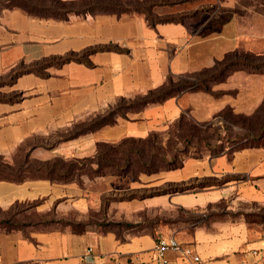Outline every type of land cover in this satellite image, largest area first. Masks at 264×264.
I'll return each instance as SVG.
<instances>
[{"label":"crops","instance_id":"obj_1","mask_svg":"<svg viewBox=\"0 0 264 264\" xmlns=\"http://www.w3.org/2000/svg\"><path fill=\"white\" fill-rule=\"evenodd\" d=\"M58 1L71 4L64 19L18 7L0 11V78L33 69L0 89L17 94L0 101V160L9 165L20 154L36 162L92 158L100 143L167 137L181 116L205 123L226 107L251 115L264 98V81L252 86L255 74L235 71L210 91L185 90L66 140L119 100L211 68L221 59L210 41L248 31L257 17L237 14L239 0ZM217 49L218 58L238 50ZM68 56L77 60L62 61ZM243 97L249 107L238 106ZM209 148L216 147L187 155L176 169L136 178L0 179V264H154L161 236L190 247L199 264H264V220L254 210L264 206V145L223 147L218 154ZM205 181L213 185L114 199ZM71 223L88 226L77 232ZM166 259L191 264L172 252Z\"/></svg>","mask_w":264,"mask_h":264},{"label":"trees","instance_id":"obj_2","mask_svg":"<svg viewBox=\"0 0 264 264\" xmlns=\"http://www.w3.org/2000/svg\"><path fill=\"white\" fill-rule=\"evenodd\" d=\"M45 1V0H43ZM68 5L70 3H63L59 2L58 0H50L49 7H43L40 9H36L37 7L33 4L28 3L27 5L18 6L21 10H23L28 15L33 16H40V17H54V18H61L64 19L66 17V13L72 11ZM17 7V5L6 8ZM59 10H64L60 12ZM169 21L174 19H167ZM238 52H231L227 53L226 56L221 61L215 62L214 66L210 69H206L197 75L201 77L204 74L212 73L213 77H201L199 81L198 78L193 80V82L181 81L182 78H179L177 81H173L170 78L167 80L165 85L159 87L156 90L148 92L146 95L142 97H138L135 99L136 101H127L128 104L126 109H123L122 105H116L115 107L111 108L109 112L104 115L100 116L97 119L93 120L90 124L84 125L82 128L74 129L71 131L67 136L64 138L66 140L73 139L76 136L83 134L86 131L99 128L100 126L111 124L114 122V118L116 116H121L127 111L137 110L143 108L149 104L154 103H161L168 98L175 97L179 95L181 92L185 90L191 89H200L203 91H208L209 88L205 86V83H210L215 81L214 78L222 77L224 74L229 75L232 72L237 70L245 69V66H249L245 62L234 61L233 59H228L229 56H238ZM68 60H77L74 56H68L62 61ZM51 63V62H50ZM46 63V64H50ZM250 65L249 67H251ZM261 66H256V68H260ZM246 70V69H245ZM32 68L24 69L23 71L18 70L17 72L13 73L11 76L15 78L16 76L26 73L32 72ZM193 77L189 76L188 78ZM11 78V79H12ZM203 85V86H202ZM126 100H119V102H124ZM121 109V112H120ZM239 117V116H238ZM217 118L221 119V115H217ZM199 124L186 119L184 116H181L177 122L173 124L171 129L168 132V136L181 139V143L183 144L180 149H177L175 145L169 144L168 151H176L178 153H185L186 150L194 146L195 143L193 142V134L199 128ZM158 135L151 134L143 139H125L118 144H103L100 143L96 147L95 155L92 158H84V159H69V160H62V159H53L47 162H38L41 165V168L36 169L40 174L36 177L27 176L26 178H40V179H47L52 182L56 183H68L73 181H79L80 175L83 174H91L88 177H99V176H106V175H116V176H129L134 175L133 168L138 169V174H146L151 175L160 171H167L172 170L180 167L181 163L175 162V156L172 155L169 161L165 160L163 154L159 153V149L155 148L153 145L152 139H157ZM131 143V144H130ZM134 143H138L143 145V147H130ZM196 144H200V141L196 142ZM209 146V145H208ZM222 151L220 149L218 152H214L213 154H218ZM163 160L165 165L163 167L156 168L155 164L157 160ZM59 162L62 165H58ZM28 171V169H25ZM41 172H43L41 174ZM137 175V176H138ZM80 176V177H79ZM79 177V178H78ZM21 179H5L14 182H20ZM213 185L212 182H199V183H190V184H179V185H167L165 188L158 189L156 191L150 192L149 194L144 195H137L131 194L128 196H123L120 198L123 199H132V198H144L148 196H155L161 194H173V193H182L193 188H203L206 186ZM117 200V199H115ZM88 226V225H87ZM87 226L80 227L79 230H75L77 232L83 231Z\"/></svg>","mask_w":264,"mask_h":264},{"label":"rangeland","instance_id":"obj_3","mask_svg":"<svg viewBox=\"0 0 264 264\" xmlns=\"http://www.w3.org/2000/svg\"><path fill=\"white\" fill-rule=\"evenodd\" d=\"M28 3L35 5L38 9L43 8L45 6L50 5V3H46L43 0H0V11L5 7H11L14 5L22 6L27 5ZM239 7L235 8V12L239 15H241L243 18H247L249 16L255 15L257 19H254L253 27L249 29L248 31L243 30L239 32V34H227L226 40L220 39L215 42H212L214 40H211L210 46L212 45L213 49V55L216 59H223L222 54H220L221 57L218 58L219 53L223 51H219L216 53V50H218V47L226 46L225 50L230 49H238L234 52H238V56H229L228 59H233L234 61H242L248 64L251 67L245 66L243 70H237V71H243V75L251 74L256 75L257 77H252V86H261L264 81V0H239ZM227 17L228 14H226ZM233 14L232 16H234ZM225 16V15H224ZM223 16V17H224ZM212 51V50H211ZM211 54V53H210ZM226 56V55H225ZM220 60V61H221ZM217 62V61H216ZM214 66V65H213ZM212 66V67H213ZM256 66H261L260 68H256ZM211 67V68H212ZM25 68L20 69L23 71ZM210 69V68H209ZM234 72L230 73L229 75L224 74L222 77L214 78L215 81L205 83L204 85L209 88L208 91H210L212 84L218 83V82H227L229 79V76L233 75ZM193 74V75H187L185 78H182L181 81H187L193 82V80L200 81L201 77H213L212 73H207L202 75L201 77H198L199 75ZM242 75V76H243ZM189 76H193L188 78ZM11 77L7 78H0V89L5 85L9 84ZM198 78V80H197ZM243 79V78H236ZM203 86V85H202ZM200 89H191L190 91H196ZM233 91V90H231ZM251 92H254L250 90ZM17 98L16 93H4L0 92V101H13ZM245 97L242 98V104L238 105L239 107H249L250 105L244 102ZM136 100H132L134 102ZM254 102H258V100H253ZM128 102H119L115 104L122 105L123 109H126ZM257 105V104H255ZM114 106V107H115ZM121 112V109H120ZM122 113V112H121ZM217 115H221V119L217 118ZM213 119H211L208 122L205 123H198L199 128L195 133L193 134V142L195 143L194 146L189 147L185 153H178L174 150L168 151V145L173 144L176 146L177 149H180L182 147V141L181 139H176L170 136L167 137H161L158 136L157 139H152L153 145L155 148L161 150L159 153L163 154L165 157V160L169 161L172 155L175 156V162L176 163H182V161L186 158V156L191 155H200L201 152L206 151V147L215 145L216 148H209L211 153H214L215 151L218 152L220 149L230 147L229 152L231 149L239 146V145H255L260 146L264 145V98L262 99L260 105L257 107V109L253 112L251 115H244V114H238L235 113L234 110L231 107H226L223 110H221ZM239 116V117H238ZM84 126V125H83ZM83 126L78 125L74 129L82 128ZM71 131H69L65 136H67ZM136 140V139H135ZM200 141V144H196V142ZM131 144V143H130ZM143 147V145L134 143L133 145H130V147ZM59 166L62 165L61 162L58 164ZM165 165L163 160H157L155 166L156 168H159L160 166L163 167ZM41 168V165L32 160H27V158L23 157V154L18 155V157L15 158L14 164L9 165L6 163L3 159L0 160V179H21L26 178L27 176H33L36 177L40 173L36 171V169ZM25 169H28L26 171ZM138 169L133 168L134 175H129L131 178H136L135 176ZM43 172H41L42 174ZM91 174H83L80 175L81 177L88 176ZM79 176V177H80ZM139 176V175H138ZM78 177V178H79ZM157 189H148L144 192L139 193L138 195H144L149 194L150 192L156 191ZM131 195V194H128ZM125 195V196H128ZM120 197H114V199H117ZM257 212L255 216L257 218H261L264 220V206L261 209H255ZM254 216L249 217V219L253 218ZM180 218H184V216H181ZM260 219V220H261ZM258 220V219H257ZM165 222H174L171 220H167ZM74 230H79L80 227L85 225H75L71 223ZM153 223H151L152 225Z\"/></svg>","mask_w":264,"mask_h":264},{"label":"built area","instance_id":"obj_4","mask_svg":"<svg viewBox=\"0 0 264 264\" xmlns=\"http://www.w3.org/2000/svg\"><path fill=\"white\" fill-rule=\"evenodd\" d=\"M154 264H167L166 254L168 252L180 255L191 264H199L200 258L190 247L181 245L173 236H161L156 240L154 249Z\"/></svg>","mask_w":264,"mask_h":264}]
</instances>
